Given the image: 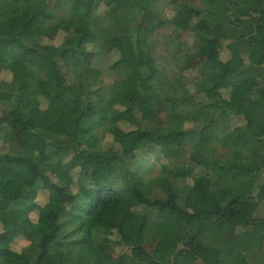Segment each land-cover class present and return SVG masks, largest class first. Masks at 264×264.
I'll return each mask as SVG.
<instances>
[{
  "label": "trees",
  "instance_id": "16d2710c",
  "mask_svg": "<svg viewBox=\"0 0 264 264\" xmlns=\"http://www.w3.org/2000/svg\"><path fill=\"white\" fill-rule=\"evenodd\" d=\"M0 73V264H264V0H0Z\"/></svg>",
  "mask_w": 264,
  "mask_h": 264
},
{
  "label": "rangeland",
  "instance_id": "374dc122",
  "mask_svg": "<svg viewBox=\"0 0 264 264\" xmlns=\"http://www.w3.org/2000/svg\"><path fill=\"white\" fill-rule=\"evenodd\" d=\"M147 23V22H146ZM53 38H51L53 40V42H60L63 37L64 34L61 32L56 33L55 35L52 36ZM114 45L107 47L108 50L106 51V54H101L98 55L97 58V64L98 65H102L103 63L106 64V68L108 67H113V66H118L117 68H120L121 66L126 65V56H125V52L122 51L123 48L121 47L120 44H118V46L116 48H113ZM87 50H91L89 52H87L88 56H89V61L91 63H94L96 61V55L94 53V50L91 49L90 47ZM188 54V49L187 47L185 48L184 51H182V57L184 58V60L186 59ZM194 64H182L183 70L186 71L189 67H193ZM110 70V69H109ZM9 74H5V73H0V80H2L3 78L5 79H9ZM106 80L110 81L111 77H114L112 74L107 73L105 74ZM163 115V114H160ZM148 162H146V166L147 168H150V172L151 174H155L157 173V166L155 163V157L153 155H150ZM0 231H2V226L0 225ZM27 243L26 239L20 236H15V235H9L8 233L5 232H0V247H6L12 244V247L14 249H20L22 248L23 245H25Z\"/></svg>",
  "mask_w": 264,
  "mask_h": 264
}]
</instances>
